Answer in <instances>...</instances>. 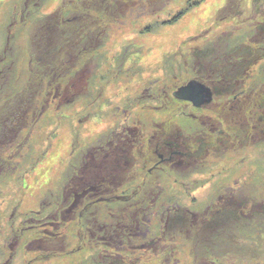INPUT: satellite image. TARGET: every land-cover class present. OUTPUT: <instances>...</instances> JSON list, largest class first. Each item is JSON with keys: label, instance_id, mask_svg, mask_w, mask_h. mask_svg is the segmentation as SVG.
Here are the masks:
<instances>
[{"label": "rangeland", "instance_id": "374dc122", "mask_svg": "<svg viewBox=\"0 0 264 264\" xmlns=\"http://www.w3.org/2000/svg\"><path fill=\"white\" fill-rule=\"evenodd\" d=\"M1 1H3L4 3H1ZM29 1L27 0L26 2V0H0V69L9 68V72L12 71L13 73H18L17 75L20 79V82H18L16 84V87H14V89L19 90L20 96L18 98H25L29 90L30 92H35L34 96L32 97V106L38 113L39 109L46 108V102L49 103L50 101L52 102L54 101V99L58 98L52 93L56 86H60L61 80L60 78L58 79L57 77H55L54 74V71L59 67L57 66V64H48V67L42 68L41 73L33 72V68H36L37 66L31 65L36 62V58L31 59V57L37 54L36 48L38 46V36H35V38L34 35L30 38L29 36L35 32V29L37 27L43 26V21L46 19L47 14L53 15L52 12H55L56 22L61 17L65 16V11L63 10V3H61L60 0ZM113 1H115V5L113 6L111 3L108 7L116 10H119L120 7L122 9V12H120L121 15H126V17L121 18L120 16V19L112 17V24L109 25L107 30L102 31L101 34L98 35L101 36L105 32L107 33V41L102 49L100 51H98V49H95V47H92L90 50L87 49L88 45H91L93 43H90L87 40L86 46L80 52H75V50L72 51L70 49L69 53H67L68 55L65 54L66 56L60 59V64H62V66H66L67 69H70L72 65L73 66L71 68L76 67L77 62L79 61H91L92 57L95 58L94 60L104 59L105 63L99 66L100 69L98 70V73L103 75V77L99 79L100 86L104 90L103 97H98L96 93L94 94L93 98L90 97L96 90L93 85L97 82V78L95 77V69L93 68L91 70L92 72H89V75H92L90 79H88L89 77L83 78L81 81H77L75 88H72V90L75 91L81 99L85 96L86 92L89 93V97L86 98L89 100L83 102L84 104L92 103V100L95 99H97L99 102H102L97 106L98 109L94 108V116L92 117V120L83 119L87 121L85 122V129L88 133H94L95 130L93 128H95V125L98 124V122H105L107 120V117L110 113L109 110L107 108H99L100 105H104L103 103L105 101V98L108 102L112 101L111 106L123 105L126 103L125 101L127 100V97H132V95H134L137 91L139 92L144 89L148 85V81L150 78H152V80L154 78L158 80L159 86H155V89L158 93H164L166 94L167 98H170V100L172 99L170 102H167L165 101L166 99L160 97L161 104L163 103V105H166L171 109L182 106L181 104H179V102L173 99V96H175L174 93L179 89L177 91L173 90L176 89V87L181 86V84L183 85L185 81L190 80L195 72L190 71V68L184 72L185 63L183 62L187 61V57L185 55H182L181 57L179 51L184 50L185 52L187 51L186 53H191V50L195 48L197 49L196 58L198 59L200 53L209 48L207 47L209 46V44H211L215 39L222 37L221 35L226 33L227 30L234 24L232 20L223 21L221 24H219L218 28L214 29V31L210 33V30L213 29L211 26L212 23L217 21V19L222 20L224 17L226 18L228 16L227 12H225L226 9L223 8L227 5L228 0H205L202 5L190 10L188 14L169 24L166 23V21L170 18L169 15L178 11L180 7V5L172 4V2L169 5L170 0H148L147 3L143 2V0H133L140 5H137L133 1H130L129 3V0H122L120 2V5H117L116 0ZM27 4H29V6L32 5L35 8L36 14L35 23L30 24L28 28V34H26L25 32H21V24L17 26H13V24L10 26V28L7 29V31L6 27L10 22L16 21L15 17L18 18L22 15L23 7ZM165 5L166 8L168 6V11L166 13L165 11L157 13L160 8L164 9ZM128 6H136L137 9L133 8V10H131V12H129L128 14ZM222 9L223 12L221 13ZM153 14L154 16H149ZM101 15V18L105 20V13L102 12ZM216 17L218 18L216 19ZM105 25L106 24L104 22V27ZM79 28L80 24L78 26H75V29L79 30ZM17 31L22 34V38L15 40L14 37ZM46 32L47 31H45V33ZM63 33L64 34L60 33L59 31V34H51L49 35V37H47V39H45V41L48 42L50 46L56 45L58 41L63 42L66 47H73L76 45L79 46V49L81 46H84L79 42L80 36L83 33L82 31H80L79 33L74 32V34L67 31H63ZM27 38L29 39L27 40ZM69 39L71 40V42L69 41ZM95 42L97 41L95 40ZM214 42H216V40ZM97 43L102 44V42ZM93 45H95V43ZM53 55L55 60L58 59L59 54L57 52H55ZM142 58H144L143 61ZM122 61L126 62L127 64L130 61L132 65L134 63H138L140 67L136 66V68L134 69H128L127 71H125V73H118L119 69L117 68H120L121 70L123 67L121 66ZM171 61L175 63L172 65V69L168 66L169 64H171L169 63ZM192 62V66L194 68V66L197 65V60L193 58ZM205 64H207V67L209 69L210 66H212L206 61ZM247 64L250 65V62L247 61ZM260 64H264V62H260ZM37 65H39L38 62ZM182 66L183 74L180 78L175 79L174 71L180 72V69L182 70ZM114 67L117 68L115 69ZM138 69L139 71L141 70L139 74H131L136 73ZM173 69L175 70L173 71ZM150 71H152V74L150 73ZM5 80L6 79H4V81ZM13 84L14 80H12V86ZM198 84L200 83L198 82ZM87 86L90 87V89H87ZM200 86L202 85L200 84ZM249 87L250 85H248L247 88ZM172 92L174 95L172 94ZM13 93L14 92H12L11 94L8 93L9 101L3 108H0V110L2 109L3 111H6V109L13 104L16 105V98L14 95H12ZM129 93L130 95H128ZM5 97L6 96H4L2 99L4 101H7ZM51 105L52 110L50 112H47L45 114L46 116H43L42 120H44H41V126L39 130L37 131L36 129L34 131V134L37 133V139L35 141L30 140L31 145L29 147L27 146L21 152L19 149V151L9 150L8 155L5 153L1 154L2 157H9L12 162L16 160V163H14L15 170L13 172L11 171L12 173L9 175V177L5 180L0 181V250L2 248L5 249L6 244H15L16 241H19L20 239L22 244H31V246H29V249L25 248V250H23V252H21L20 254L19 252L16 253L12 258L16 259V257L19 255V258L17 259L19 260L18 264H111L109 260L110 257L104 256L101 259V256L99 255L100 250L103 251L106 249V247L98 244L97 241H95L93 238L88 242L86 238H84L83 240L79 239V237H75L79 232L78 228L84 230L87 228L86 225L80 227L79 225H75L72 222H68L64 224L61 229V245H66V247H68L67 251L73 250L78 247V245L84 244V250L78 251L76 254H70L67 252V256L59 255L58 251V253H56V256H51L48 254L47 250L38 246L39 241L43 239L44 232L41 231V228L39 226L34 227L35 223L38 222L37 219H40L42 221L40 223L50 221L52 217L48 215L51 211L54 210V208L59 206L58 203L62 199L60 193L64 188L63 186L66 178L65 172H68V170L65 169L66 164L64 165L61 162L62 157L67 155L68 151L70 150L73 138L78 135L76 132L72 131L73 127L77 124V116L72 113L78 111L77 106L80 104L75 105V103L71 101V103H66V106L62 107L61 110L54 104ZM187 106L188 111H191V107H193L194 105ZM163 108H165V106ZM45 110H47V108ZM244 112L248 113V108H245ZM168 113H171L170 116L173 115L172 111L167 112V114ZM207 113L210 114L209 112ZM160 114H148L147 109H145V116L143 120L141 119V121L146 124H150L151 119L156 118V116H159ZM257 114L258 116H260L261 112ZM200 115L204 116L205 114L201 113ZM0 118H6V113H1ZM28 119H32V117H29ZM186 124L192 125H185L187 126V130L192 133L193 129L195 128L194 126L198 124V121L194 120L192 122H186ZM24 125L25 123L20 126L17 125V127H13V130L16 128L22 129ZM254 127L256 126H252V128L250 129L251 131L249 130V132L252 133ZM77 132L84 134V131L80 127L77 129ZM23 134H25V132H23ZM10 139L11 138L9 137L8 140ZM251 139L252 137L249 138L250 141ZM259 140L260 139L256 140L252 144H246L248 142V139L245 138L244 141H242L245 147L244 150L241 151L239 150L242 147L239 149L231 148L228 149V151L217 153V155H214V153L211 152L212 154L206 157L207 159L205 160V162L199 165V168L201 169L197 168V170H199L198 172L204 171L207 174L209 170H212L213 173H211L215 175L214 170H218L222 167V165L224 166V163H227L219 160L218 158L223 159L222 157L228 154H231L233 157H238L241 153L244 152L245 157H247L244 167L247 164H250V167L252 165L253 168L257 165L259 167V170H257L254 175H251L253 172V168L251 169V171L247 172V179L249 181L248 184H237L226 189V192H221L225 195H223L220 200L219 198H216V205L219 206L216 210H219V212H216L214 211L215 209H212L213 205H215L213 204L212 200H208V205H203L201 203L196 205V207L199 208L198 210L194 211L199 214L201 222L203 221L204 223H198V228L195 233L192 232L191 225L189 223L190 226L187 224L186 225L189 226L188 232L190 233H179L180 227H178L177 230L169 234V237L173 238L171 239V241H176V245H174V248H176L174 251L175 257H173L172 259H176L177 261L179 260L181 264H209L208 262H206V260L209 259L208 255L206 254H217L220 251H226L225 249H227L233 255L230 256L228 254L230 257L238 259V261L233 262V264L252 263V261L250 260V256H248L247 253V246L245 245L246 239H241L238 242V245H232V240V242L227 244L228 238L222 237L221 235V229L226 228L227 225V227H230L228 228V230L231 231L232 227L235 225L232 219L236 220L235 217L243 215V212H238L236 210L238 209L237 206L231 205L232 197H237L244 203L247 201L248 205L256 204V207L254 209V221L248 223L245 228L254 231L253 234H256L258 238L257 248L264 250V210L262 209V205H264V182L263 184H259L260 186L255 189L254 187L256 186V184H250V182H252L253 180L257 181L258 178L264 177V151L262 149V151L259 149L260 146H264V143L257 144L255 146V143L259 142ZM9 145H0V152L8 150ZM232 152L239 153L237 156H235L232 154ZM16 153L18 154V157L15 155ZM9 155L14 158L12 159ZM250 159L251 161H249ZM210 164H212V169L209 167ZM1 165L2 164H0V166ZM49 166L51 167L50 169ZM7 168L8 167L6 165L5 169ZM174 172L175 175L173 176V178L177 175H180L179 182H182L176 188L180 191V193H183V195L188 192L189 195L187 197L191 198L186 202L191 201L192 199H208L209 197H211V190L205 189L202 185L199 186L198 184H194L191 179L187 178L189 173L185 174V176L183 177L179 172ZM238 173L239 171H237L236 174ZM189 176L191 175L189 174ZM236 178L238 177L234 176L232 179L235 180ZM192 184L196 187V190ZM238 194H240V197L243 198H239L237 196ZM116 195L120 196V194L118 195V193L111 194L110 199L116 198ZM104 199L109 200L106 197H104ZM120 201L123 202L120 204L117 202H109L108 206H104L106 207V211L108 213H112V218L110 219V221L114 219L116 215L121 214V212L123 211L132 213L137 210V207L133 206L135 205V202L132 199L130 200L125 197H120ZM125 201L131 203H125ZM260 202H262V204H259ZM247 206L244 205L243 208H246ZM194 207L195 206H193V208ZM210 217L218 220L216 222L210 221V223L207 220ZM116 222L117 221L114 222L115 226L112 223H108V226H106L105 229L104 220L102 218L96 219V222H94V224H92L90 228L92 235L94 237L106 236L111 232L117 231L118 229L116 226ZM163 223V218H158L156 220L154 219V221L151 222L153 232H157L156 225L158 227H161ZM187 226L184 228V230L187 229ZM207 226L211 228H209L208 231L205 232L204 228ZM131 233L133 238L129 239V241L127 242V249L131 250V254H133V251H135L137 247L144 246V243H151V240L148 238V232L144 230V228H140L139 230L133 231ZM233 234H235V232H233ZM127 237V234H124L122 232L118 235V237H116V240L119 241L122 240V238ZM232 239L236 240L234 239V237ZM251 245H254V243L252 242ZM228 246H230V248H228ZM162 249L163 250L161 252L151 251L146 252L145 255L149 254L148 257L152 260H155L153 262L154 264H161L162 259L166 256V249ZM230 249H232L233 251H231ZM84 251L86 253H84ZM82 255H87V257H89L90 259L79 260ZM152 255H154L155 257ZM65 257H67L68 259H64ZM136 257L137 259H139L138 256ZM156 257L158 258V260L156 259ZM7 258L8 256L5 252L4 255L0 258V262L1 259ZM218 262L221 263V260Z\"/></svg>", "mask_w": 264, "mask_h": 264}, {"label": "flooded vegetation", "instance_id": "af4514ba", "mask_svg": "<svg viewBox=\"0 0 264 264\" xmlns=\"http://www.w3.org/2000/svg\"><path fill=\"white\" fill-rule=\"evenodd\" d=\"M112 1L113 0H60V2L63 3L65 16L66 14L70 15L71 19L76 20V23L80 24L79 30L71 27V29L64 31L72 34H74V32H83L79 42L84 46H81L79 49V46L76 45L67 48H70L72 51L75 50V52H80L86 46L87 40L90 43L93 42L91 45H88L87 49L89 50L92 47L99 49L106 43V32L98 36L107 28L106 25L104 27L105 20L101 18V13H105V18L108 19L112 17L120 19V12H122L120 7L119 10L108 7L111 3L113 6L115 5V1ZM121 1L122 0H116V4L120 5ZM78 5L81 6L79 8H83L87 11L85 17L84 15L78 16L79 11L74 14V11L69 8L73 6L76 10ZM25 6L29 7V4ZM30 7L33 6L31 5ZM79 8L77 10L82 11V9ZM25 13H22L19 21H23L26 18ZM52 13L53 15L47 14L46 19L43 21L47 22L46 26L53 24L52 21L56 18L55 12ZM35 17L36 14L31 19L35 20ZM50 31L51 29L46 32L44 36L46 39ZM52 33L58 34L56 30H53ZM60 33L64 34L63 31H60ZM70 39L69 41L71 42ZM95 40L97 42H102V44L95 42ZM94 43L95 45H93ZM57 45V43L56 45H52V49H55ZM191 53L197 52L194 51ZM94 59L95 58L92 57L91 61H79L76 67L71 68L72 65L70 69H67L66 66H62V64L59 63L60 65H57L59 67L54 73L55 77L58 79L60 78L61 83L57 91L58 98L56 101L48 103L47 112L52 110L51 104H54L60 110L62 107L66 106V103H71V101H73L75 105L80 104L77 106L78 111L72 113L77 116V124L73 127L72 131L76 132L78 135L73 138L67 155L62 157L61 162L64 165L66 164L65 169H67L68 172H65L66 178L64 181V188L60 193L62 199L58 203L59 206L50 212L49 215L52 217L50 221L40 223L42 221L37 219L38 222L35 223L34 227L39 226L41 231L44 232L43 239L39 241L38 246L47 250L51 256H56L58 251L59 255L67 256L68 253L76 254L78 251L84 250V244L78 245V247L69 251H67L68 247H66V245H61V229L64 224L72 222L80 227L84 225L87 227L84 230L78 228L79 232L76 234V238L79 237V239L83 240L86 238L88 242L93 238L98 244L106 247V249H111L112 247L113 249H119L118 245H122L123 242H118L116 237L122 232L127 234L126 232L129 231L130 234H132L131 232L144 228V230L148 232V238L152 234L157 235H155L154 239L149 238L151 240L150 244H144V246L137 248L144 251L146 249L142 250L141 248L148 246L153 252H161L163 250L162 248L168 249L171 245V237H168V235L171 234L174 229L177 230L178 227H180V231H183L186 226H182V224L189 223V217L191 218V222L195 221L197 227L198 223H204L203 221L201 222L199 214L194 211L199 208L196 207V205L199 203L206 205L208 200H212L213 204H215L212 209L219 212V210H216L219 207L216 205V198L220 200L222 196L225 195L221 192H226V189L237 184H247V170L244 167L247 157H245L244 152L238 157H233L231 154H228L223 157L221 156L223 159L218 158L227 163H224V166L222 165L218 170H214L215 175L212 174V170H209L206 174L204 171L198 172L199 170H197V168H199V165L205 162L207 159L206 157L212 153L217 155V153L228 151V149H239L241 147L239 151L244 150L245 146L242 141L246 138L248 139L246 144H250L251 141L249 138L251 136L249 133L246 135L243 132L234 130L232 125H229L231 121L230 119L227 121L226 113L232 115V112L236 108L226 109V111L222 108V103L221 100H219V93L216 88L210 87L202 80L199 81L200 77H203V72L200 69L204 65L198 64L194 66V68L192 66V71L195 72L192 78L185 81L181 86L187 85L192 80L197 81L210 92L208 99L205 100L204 97L199 94L196 96V101L192 103L189 101L187 102V100L177 99L173 96L174 94L172 92L173 99L182 106L171 109L163 105V103L161 104L160 97L166 99L165 101L167 102H170L172 99L170 100V98H167L164 93H158L155 89L156 85L159 86L158 80L155 78L152 80V78H150L148 85L141 91H137L132 97H127L126 103L123 105L111 106L112 101L108 102L105 98L104 105H100L99 108H107L109 110L110 113L107 120L105 122H98L95 128H93L95 130L94 133H88L85 129V122H87L85 120H92L94 108L98 109L97 106L102 102L95 99L92 100V103L84 104L83 102L89 100L86 99L89 97V93L86 92L85 96L83 95L84 97L82 96L83 98L81 99L72 88H75L77 81H81L83 78L87 77L90 79L92 75H89V72H92L91 70L93 68L95 69L96 76H94L97 78V82L93 85L96 90H93L94 92L90 97L93 98L95 93L98 97L104 96V90L101 88L99 81L103 75L99 74L98 70L100 69L99 66L103 65L105 62L104 59ZM143 60L144 58H142V61ZM121 66H123L121 70L120 68L114 67L115 69H119L118 73H125L128 69H134L136 66L140 67L138 63L132 65L130 61L128 64L122 61ZM139 72H141V70L139 71L138 69L136 73L131 74L136 75L139 74ZM151 72L152 71H150V73ZM181 86L176 87L173 91H177ZM87 89H90V87L87 86ZM128 95H130V93ZM187 105H194L191 107V111H188ZM164 106L165 108H163ZM145 109H147L148 114H162L151 119L150 124H146L141 121L145 116ZM171 111L173 113L172 116H170L171 113L167 114V112ZM241 111L244 112L243 109H240L234 111V113H240ZM201 113L205 115L202 116L200 115ZM194 120L198 121V124L194 126L195 128L191 133L187 130V126L185 125H190L186 124V122H192ZM77 125L84 131V134L77 132L79 128ZM253 132L260 133L259 129L256 127L253 128ZM252 137H254V135ZM238 153L239 152H232L235 156H237ZM209 167L212 169V164H210ZM174 171L179 172L183 177L185 174L189 173L191 176L188 174L189 177L187 176V178L191 179L194 184H198L199 186L202 185L205 189L211 190V197L208 199L197 198L186 202L191 198L187 197L189 195L188 192L183 195V193H180L176 188L182 182H179L180 175L173 178L175 175ZM237 171H239L238 174H236ZM234 176L238 178L233 180L232 178ZM261 179L262 177L258 178V180ZM193 187L195 186L193 185ZM115 193H118V195L120 194V196L116 195V198L110 199V195ZM104 197L109 200H105ZM120 197L132 199L135 202L133 206H136L137 210L132 213L123 211L110 221L112 213H108L104 206H108L109 202L122 203L123 201H120ZM127 201H125V203H131ZM231 205L244 206V203L236 204L234 197H232ZM145 206L146 208L144 209ZM193 206H195V209ZM140 215L143 216L142 219L148 222L147 226L141 227L137 224L139 221L138 216ZM99 218L104 220L105 229L108 223L114 225V222L117 221L116 226L118 230L106 236L94 237L90 228L91 225L96 222V219ZM158 218H163L164 223L161 225L162 228L156 225L157 232H153L151 222ZM210 218L207 219L208 222H216L218 220L213 217ZM180 221L183 222L180 223ZM209 228L211 227H205L204 231H208ZM166 237L169 241H166ZM157 239L161 241L164 239L165 242L158 244L159 241ZM29 246H31V244H22L20 239L16 241L15 244H6L5 249L2 248L0 250V258L5 252L8 258L1 259L0 264H18L19 260L17 259L19 255L16 259L12 258L16 253L19 252L20 254L23 252L25 248L29 249ZM127 248L128 245H125L120 251H129Z\"/></svg>", "mask_w": 264, "mask_h": 264}, {"label": "trees", "instance_id": "16d2710c", "mask_svg": "<svg viewBox=\"0 0 264 264\" xmlns=\"http://www.w3.org/2000/svg\"><path fill=\"white\" fill-rule=\"evenodd\" d=\"M147 1L148 0H143V2L145 3H147ZM204 1L205 0H170L169 5L172 2V4L175 5L178 4L180 5V7L178 11L169 15L170 18L166 21V23L169 24L174 21H177L179 18L188 14L190 10L202 5ZM134 3L137 4V2ZM137 5L140 4L138 3ZM79 7L81 6L78 5L76 10L73 6L69 8L74 11V14L77 11H79L78 16L84 15L85 17L87 11H85L83 8H81L82 11L77 10ZM128 8H129L128 14L131 10H133V8L137 9L136 6L134 7L128 6ZM167 8L165 5V8L164 9L160 8L157 11V13L164 11L166 13L168 11ZM223 8L226 9L225 12H227L228 16L226 18L224 17L222 20L217 19L218 17H216L217 21L211 24L213 29L210 30V33H212L214 29L218 28L219 24H221L223 21L232 20V22H234L233 26H231L226 33L221 35L222 37L215 39L216 42H214L215 41L214 40L211 44H209V46H207L209 48L202 51L198 56V59L196 58L197 53L185 54L187 51L185 52L184 50H180L179 54L181 57L182 55H185L187 57L186 59L187 61L183 62L185 63L184 72L189 68L191 69L190 71H192L191 66L193 63L192 62L193 58L197 60L198 65H204L200 69L203 72V77H200L201 78L200 80L204 81L210 87L216 88L217 92L219 93V100H221L222 108L225 111L226 109L228 110L230 108H236L234 111L240 109L244 110L245 108H248V113L242 111L240 113L239 112L234 113L233 111L232 115L226 113V118L227 121H229L230 119L231 122H229V125L231 124L234 130L243 132L246 135H248L249 133L251 137L254 135V137H252L251 139L250 144L260 139L261 141L259 140V142L255 143L256 146L257 144L264 143V64H260V62H264V0H228L227 5ZM22 12L23 14L26 12L25 13L26 18L23 21H19L21 16H19L18 18L15 17L16 21L10 22L9 25L6 27V30L10 28V26L13 24H14L13 26H17L21 24L22 26L21 32H25L26 34H28L29 32L28 28L30 24L35 23L36 20V19L35 20L31 19L35 15V8L30 6L26 7L24 5ZM222 12L223 9L221 13ZM120 16L121 18L126 17V15L124 16L120 15ZM149 16H154V14ZM64 17H61L56 22L55 20H53L52 21L53 24L49 26H46L47 22H43L44 23L43 26L37 27L35 29V32L29 36V38L33 35L34 38L35 36H38L37 37L38 46L36 48L37 54L31 57V59L36 58V62L33 65H31V66H37L36 68H33L34 73H41L42 68L48 67V64L58 65L59 63H61L60 59L64 58L66 56L65 54L69 53L70 48H67L65 44H63V42L58 41L57 43L58 45L55 46V49H52V47L48 44V42L45 41L46 37H44L46 34L45 31H48L49 29H51L49 35L53 34L52 33L53 30H56L57 33L59 34V31L68 30L71 29V27L75 28V26L79 25L78 23H76L77 22L76 20L71 19L70 15L66 14V16ZM105 20H108L105 21L107 27L106 30H107L109 25L112 24L113 19L105 18ZM21 38H22V34L17 31L15 33L14 39L16 40ZM29 38H27V40ZM106 41H107V37H106ZM103 46L104 45H102V47ZM102 47H100L98 51H100ZM196 50L197 49L193 48L191 51L197 52ZM55 52L59 54V57L56 60L53 57L54 56L53 54ZM205 61L212 65L210 66V69L207 67V64H205ZM247 61L250 62V65L247 64ZM37 62L39 63V65H37ZM169 63L171 64H169L168 66L172 69V65L175 63H173L172 61ZM181 68L182 70L180 69V72H176L174 71L175 69H173V71L175 72V79L180 78L181 75L183 74V66ZM55 72L56 71H54V73ZM17 74L18 73L16 72L15 73H13L12 71L9 72V68L0 69V83H1L0 108H3L6 105V103H8L9 94H11L12 92H14L12 95H14L16 98L15 100L16 105L13 104L9 108H7L6 111H3L2 109L0 110V115L1 113H6V118H0V145L10 144L8 146L9 147L8 150L0 152V164H2L0 166V181L5 180L6 178L9 177V175L15 170L14 163H16V160L12 162L9 157L8 158L6 156L2 157L1 154L5 153L8 155L9 150L19 151L20 149L21 152L27 146L29 147L31 145L30 140L35 141L37 139V133L34 134V131L36 129L37 131L39 130L41 126V120L48 111L45 110L46 108L48 109V102H46L47 105L46 108L39 109L38 113L36 109L32 106V102H33L32 97L34 96L35 92L33 93L30 92L29 90L25 98L22 99L18 98L20 96L19 90L14 89V87H16V84L20 82V79ZM4 79L6 80L4 81ZM12 80H14L13 86H12ZM248 85H250L249 88H247ZM58 89H59L58 86H56L52 93L56 97H58V93H57ZM4 96H6L5 99H7V101H4L2 99ZM56 100L57 99H54V101ZM52 102L50 101V103ZM259 112H261L260 116H258L257 114ZM29 117H32V119H28ZM24 123L25 125L22 127V129L16 128L13 130V127H17V125L19 126L23 125ZM252 126H256L257 128H259L260 133H255L253 131L252 133L249 132ZM23 132H25V134H23ZM9 137L11 138L10 140H8ZM259 149L260 150L262 149L264 151V146L263 147L260 146ZM15 155L18 157L17 153ZM11 158L13 159L14 157L11 156ZM249 161H251V159ZM6 165L8 167L7 169H5ZM248 182L249 181H247V184ZM263 182H264V177L261 180L258 179L257 181L253 180L252 182H250V184L255 183L256 184V186L254 187L255 189L258 186H260L259 184H263ZM237 196L239 198H243L240 197V194ZM234 201L236 204L244 203L243 201H240L237 197H234ZM262 202H260L259 204H262ZM244 205H248V202L246 201ZM253 205L249 204L248 208L247 207L243 208L244 207L243 205L242 206L236 205L238 207V209L236 210L238 212H243V215L235 217L236 220L232 219L235 225L232 227L231 231L228 230V228L230 227H227L226 225L227 229L226 228L221 229L222 230L221 235L222 237L228 238L227 244L233 241L232 245H238V242L241 239H246L245 245L247 246V253L248 256H250V260L252 261V263H246V264H264V250L257 248L258 238L256 234H253L254 231L245 228V226L248 223L254 221V217H255L254 209L256 207V204L254 206ZM262 209L264 210V205H262ZM38 214H42V213H38ZM138 217H139V221L137 222L138 225H140L141 227L148 225V222L142 219L143 216L140 215ZM181 222L183 221H180V223ZM188 222L191 225L192 232L195 233L198 228L195 221L191 222V218L189 217ZM189 223H187V225H189ZM184 225L187 226L186 223L182 224V226ZM189 226H187L186 229L187 231L179 230V233H187V234L190 233L188 232ZM175 230L176 229H174V231ZM233 232H235V234H233ZM126 233L128 237L122 238V240L118 241L121 243L123 242L122 245H118L119 249H113L112 247L111 250L110 249H105L103 251L100 250L99 255L101 256V259L104 256L110 257L109 260L111 264H150V263L154 264L153 262L155 260L150 259L148 257L149 254L145 255L146 252L152 251L149 249L148 246L141 248L142 250L146 249L144 251H141L137 248L135 251H133V254L130 253L131 250L129 249H128L129 252L120 251L123 246L127 245L129 239L133 238L132 234H130L129 231H127ZM155 235L152 234L150 235L149 238L154 239ZM233 237L236 240H233L232 239ZM157 240L159 241L158 244L165 242L164 239H162V241L159 239ZM166 241H169L167 237H166ZM252 242L254 243V245H251ZM174 245H176V241L172 240L171 245L165 251L166 256L162 259L161 264L180 263L179 260L177 261L176 259H172L173 257H175L174 251L176 248H174ZM228 248H230V246H228ZM225 250L226 251H222V252L220 251L217 254L214 253L206 254L208 255L209 258L208 260H206V262H208L209 264H233V262L238 261V259L230 257L233 256L230 251H228L227 249ZM230 250L233 251L232 249ZM84 253L86 252L84 251ZM136 256H138L139 259H137ZM64 259H68V258L65 257ZM81 259L89 260L87 255H82L79 260ZM156 259L158 260L157 257ZM220 260L221 263L218 262Z\"/></svg>", "mask_w": 264, "mask_h": 264}, {"label": "water", "instance_id": "95a60500", "mask_svg": "<svg viewBox=\"0 0 264 264\" xmlns=\"http://www.w3.org/2000/svg\"><path fill=\"white\" fill-rule=\"evenodd\" d=\"M175 97L180 100L191 101L192 103L196 101L197 95H202L204 99H208L210 92L204 87L200 86L198 82L192 80L187 85L181 87L177 92L174 93Z\"/></svg>", "mask_w": 264, "mask_h": 264}, {"label": "bare ground", "instance_id": "6f19581e", "mask_svg": "<svg viewBox=\"0 0 264 264\" xmlns=\"http://www.w3.org/2000/svg\"><path fill=\"white\" fill-rule=\"evenodd\" d=\"M54 115V114H53ZM249 163V162H248ZM51 167L49 166V169H50ZM245 168H246V170H247V172H249V171H251V169L253 168L252 167V165H251V167H250V164H247L246 166H245ZM257 170H259V167L256 165L254 168H253V172H252V175H254L255 173H256V171ZM251 174V173H250Z\"/></svg>", "mask_w": 264, "mask_h": 264}]
</instances>
